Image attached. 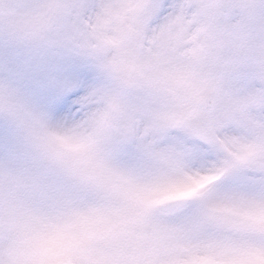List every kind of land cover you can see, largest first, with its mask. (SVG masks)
Listing matches in <instances>:
<instances>
[{"label":"snow or ice","instance_id":"6c2138e0","mask_svg":"<svg viewBox=\"0 0 264 264\" xmlns=\"http://www.w3.org/2000/svg\"><path fill=\"white\" fill-rule=\"evenodd\" d=\"M0 264H264V0H0Z\"/></svg>","mask_w":264,"mask_h":264}]
</instances>
